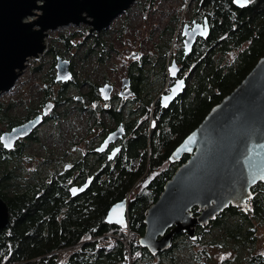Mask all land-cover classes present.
I'll return each mask as SVG.
<instances>
[{
	"label": "trees",
	"instance_id": "trees-1",
	"mask_svg": "<svg viewBox=\"0 0 264 264\" xmlns=\"http://www.w3.org/2000/svg\"><path fill=\"white\" fill-rule=\"evenodd\" d=\"M148 1L150 5L154 2ZM200 1L203 5H197L193 11L197 16L201 12L208 17L211 30L206 41L193 49L191 62L187 63V87L167 108L154 103V96H148L149 91L143 95L147 102L143 130L133 139L136 142L134 150L141 149L140 164L132 165L127 174L122 172L113 188L87 191L81 205L66 211L64 206L53 204L50 221L46 224L19 223L14 199L3 197L9 210V222L0 231V264H51L56 252L69 246L74 248L56 264H161L160 257L197 245L199 237L193 241L186 232H181L173 236L168 249L151 255L138 242L144 233L145 212L156 201L175 169L189 157L183 155L179 161L171 163L169 156L173 150L264 54V0H250L244 8L234 6L232 0ZM138 3L141 12L140 1ZM168 28L169 34L173 35L172 23ZM81 33L83 38L92 36L81 54L82 62L95 56L97 65L104 63L113 52L112 45L105 39L108 32L89 35L82 30ZM75 35L74 32L58 34L53 41H58L61 49L53 44L47 49L48 54L54 57L60 50L65 54L72 51L81 44L73 45L70 41L77 37ZM168 48L169 43L163 47L155 45V54H147L148 60L144 64L140 60L122 63L127 64L129 73H137L136 80H147L146 77L154 75L163 83ZM230 54L232 61L228 60ZM54 65L50 71L54 70ZM147 83L149 86L152 82L147 80ZM250 192L251 210L243 212L230 205L205 226L199 227L198 235L207 226L214 232L195 253L200 262L198 254L207 256V250L211 248L233 251L247 248L245 264H264V251L253 253L258 238L255 227L264 218V182L256 183ZM123 199L127 201V225L121 228L107 223L105 216L112 204ZM196 210V207L192 209L194 214ZM109 235L118 239L111 238L110 246L106 247L102 243L109 240ZM122 239H126L125 243Z\"/></svg>",
	"mask_w": 264,
	"mask_h": 264
},
{
	"label": "flooded vegetation",
	"instance_id": "flooded-vegetation-1",
	"mask_svg": "<svg viewBox=\"0 0 264 264\" xmlns=\"http://www.w3.org/2000/svg\"><path fill=\"white\" fill-rule=\"evenodd\" d=\"M139 1L132 5H139ZM168 1L154 0L150 5L148 0H142L141 18L145 22V31L150 13L157 11L160 3ZM175 1L178 5L171 7L173 13L161 12L165 14L166 22L158 34L160 42L151 43V48L144 49L142 53L129 55L131 59L128 61L140 60L144 64L149 54H155V45L163 47L165 43L172 44L171 53L169 55L167 51L164 60L165 87L160 88L162 81L154 75L146 77L152 82L149 86L147 80H136L137 73H129L127 64L120 63L126 69L125 74L117 80L112 75L116 71L115 66L111 74L102 72L94 82L86 81L83 73L73 70L67 81L56 80L55 69L34 71L30 73L31 79L35 80L34 87H16L22 76L20 74L13 87L0 92V136L16 126L37 121L26 135L16 139L12 147L6 148L0 140V198L14 199L19 223L46 224L50 221L53 204L64 206L66 211L67 208L81 205L87 191L113 188L122 172L127 174L132 165L140 164L141 149L137 152L134 150L136 142L133 139L140 136L143 130L147 108L143 95L148 91V96L156 95L154 103L158 102L162 107L161 96L168 93L177 80L184 79V89L187 87V63L191 62L193 49L208 37L196 36L191 50L185 53L184 26L187 25L188 31L195 24L207 22L209 29L211 25L206 15L199 12L197 16L193 11L197 5H203L202 1ZM180 11L181 17L178 15ZM115 19L108 29L102 31H109ZM171 23L174 33L169 38L168 24L171 26ZM167 58L169 61H166ZM173 61L178 72L171 76ZM105 63L107 60L99 63L95 70L104 68ZM70 115L75 116L77 121L69 120ZM118 129L122 135L106 142ZM82 188L77 194L71 192L72 189ZM247 203L248 208L243 212L251 210L249 200ZM205 225H195V240L199 236V227Z\"/></svg>",
	"mask_w": 264,
	"mask_h": 264
},
{
	"label": "water",
	"instance_id": "water-1",
	"mask_svg": "<svg viewBox=\"0 0 264 264\" xmlns=\"http://www.w3.org/2000/svg\"><path fill=\"white\" fill-rule=\"evenodd\" d=\"M135 1L0 0V92L14 86L29 58L45 52V39L50 30L82 22L89 25V32L99 33L109 28L111 21ZM232 3L238 8L248 4L242 6V0H232ZM205 26L206 33L202 34ZM186 28L187 25L183 31L185 53L191 50L196 36L207 38L210 33L207 22L195 24L188 31ZM54 68L56 80L71 78L67 59L56 55ZM173 68L176 74L174 61L170 66ZM65 76L69 79H64ZM171 76L174 75L171 73ZM179 81L183 82L180 90L173 93ZM184 87V79L177 80L161 96L160 105L167 108ZM166 97L170 98L166 100ZM36 124V120H31L16 126L2 133L0 140L10 148ZM121 135L118 129L106 142ZM9 143L11 146H6ZM185 154L189 156L187 160L175 169L145 212L144 233L138 242L151 255L168 249L175 234L186 232L195 240V225L207 224L230 205L246 211L251 187L264 182V54L173 150L169 161L175 163ZM82 190L71 192L77 194ZM195 207L199 213L192 215ZM105 221L121 228L127 225L126 199L110 206ZM8 222V207L0 198V231Z\"/></svg>",
	"mask_w": 264,
	"mask_h": 264
},
{
	"label": "rangeland",
	"instance_id": "rangeland-1",
	"mask_svg": "<svg viewBox=\"0 0 264 264\" xmlns=\"http://www.w3.org/2000/svg\"><path fill=\"white\" fill-rule=\"evenodd\" d=\"M141 4H142V0L140 1V6ZM177 5H178L177 1L175 0H169L168 2L160 3L157 11L150 13L149 22L147 24L146 31H145V22H143L141 18V12L138 7L139 5L135 4L130 6L121 16L115 19L112 28L109 31H107L108 33L105 35V37L107 38L105 39H108L107 43L109 45H112L113 52L109 53L107 63H105V67L98 70H95L97 68L95 56H89L86 62H82L81 60V54L83 52V49H85L92 41L91 39L92 36H90V38H83L81 31L86 30L87 34L89 35L94 34L93 32L92 33L89 32L88 24L81 22L80 25L77 26L74 24H69L67 26L59 27L58 29L55 30H50L49 36L47 37V48L45 52L41 54L39 57L32 58L27 61L26 67L22 70L21 72L22 76L21 78H19L16 87H28V86L34 87L35 80L31 79L32 76L30 75V73L34 71L36 72L50 71L49 70L50 67L55 64L54 59H56V56L54 55L53 57V54H48L47 51V49L50 48L53 44L58 45L57 47L60 48L59 42L56 40L53 41V39L58 34L69 35L72 32H74L77 35V37H74V39L71 38L70 41L73 43V45H75L77 42H80L81 44L76 48L75 47L72 48V51H70L67 54L63 53L62 50H60V53L56 54L57 56H60L63 59H67L70 62L71 70H73L76 73H83L84 74L83 76L86 79V81L94 82L97 80V76L102 72L106 71L105 73L111 74V69H113V67L115 66L116 71L112 73V75L114 76L115 80L121 78L125 74L126 67L124 65H121L120 63H122V61H127L128 63L129 59H131L129 55H134L135 52L142 53L144 52L143 51L144 49L151 48V43L160 42V38L158 37V34L161 28L163 27L164 23L166 22L165 14L162 15L163 13L161 12H165L166 14L173 13V9L171 7L176 8ZM178 15L181 17L182 12L180 11ZM169 38H172V35H169ZM142 41H143V46L141 45ZM172 48L173 45L169 44V48H168L169 55L171 53ZM228 60L229 61L233 60L232 54L228 56ZM166 61H169V58H167ZM71 66H73V69L71 68ZM34 69H38V70H34ZM76 77L80 78V76H75V78ZM25 82L27 83L29 82V83L25 84ZM160 84H161L160 88L166 86L164 82ZM82 90L86 91L83 88ZM152 95H154V92L152 93ZM154 97H156V95H154ZM68 119L73 122L77 121L76 117L73 115H70ZM130 192L128 193V196L131 194ZM191 212L192 215H195L192 210ZM196 212H198V209L196 210ZM211 229H212L211 226H207L206 228H204V230L198 236L199 242L197 243V245L195 244L196 246L193 245L190 247L174 250V252H172L170 255L160 257L158 259L160 261L159 263L161 264H198V263L245 264L244 259L248 254L247 248H243L237 251H233L230 249L211 248L207 250L208 253L207 256L198 254L201 256V262L199 261L198 258L199 256L195 258L196 256L195 253H198V250H200V247H202L205 241L213 236L214 232L211 231ZM256 235L258 238H257V243L253 248V253L262 252L264 248V218L262 223L257 225ZM109 236H110L109 240H104L102 245L104 246L110 245L111 238L115 239L113 235H109ZM122 241H126V239H122Z\"/></svg>",
	"mask_w": 264,
	"mask_h": 264
},
{
	"label": "snow or ice",
	"instance_id": "snow-or-ice-1",
	"mask_svg": "<svg viewBox=\"0 0 264 264\" xmlns=\"http://www.w3.org/2000/svg\"><path fill=\"white\" fill-rule=\"evenodd\" d=\"M249 2H250V0H242V6H243V5H246V4L249 3ZM204 33H206V26H205L204 29L202 30V34H204ZM175 71H176L175 68L171 69V72H172L173 75H175ZM63 78H64V79H69V77H67V76H65V77H63ZM182 83H183L182 81H179V82L177 83L176 88L172 89L173 93L178 92V91L180 90V86H181ZM169 98H170V97H166V100L169 99ZM0 139H3V138L0 137ZM6 146L10 147L11 144L9 143V144L6 145ZM251 182H254V180H253V181H250V183H251ZM74 191H75V190H74ZM250 198H251V196H249V199H250ZM120 223H121V225H122V227H123V226H124L123 220H121Z\"/></svg>",
	"mask_w": 264,
	"mask_h": 264
},
{
	"label": "built area",
	"instance_id": "built-area-1",
	"mask_svg": "<svg viewBox=\"0 0 264 264\" xmlns=\"http://www.w3.org/2000/svg\"><path fill=\"white\" fill-rule=\"evenodd\" d=\"M115 238H117V237H115ZM118 239V238H117ZM124 243H125V241H123ZM106 247H109L110 245H105ZM74 247L73 246H69V247H65V248H63V249H60V250H58L57 252H56V258H55V261L54 262H52L51 264H56V263H58L61 259H62V257H63V255L67 252V251H70V250H72Z\"/></svg>",
	"mask_w": 264,
	"mask_h": 264
},
{
	"label": "bare ground",
	"instance_id": "bare-ground-1",
	"mask_svg": "<svg viewBox=\"0 0 264 264\" xmlns=\"http://www.w3.org/2000/svg\"><path fill=\"white\" fill-rule=\"evenodd\" d=\"M45 43H46V47H47V38L45 39ZM30 59H32V58H29L28 60H30Z\"/></svg>",
	"mask_w": 264,
	"mask_h": 264
}]
</instances>
